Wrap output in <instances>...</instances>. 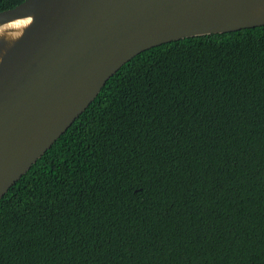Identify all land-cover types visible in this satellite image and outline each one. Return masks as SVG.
<instances>
[{"label": "trees", "instance_id": "trees-1", "mask_svg": "<svg viewBox=\"0 0 264 264\" xmlns=\"http://www.w3.org/2000/svg\"><path fill=\"white\" fill-rule=\"evenodd\" d=\"M0 264H264V25L124 63L0 198Z\"/></svg>", "mask_w": 264, "mask_h": 264}, {"label": "water", "instance_id": "water-1", "mask_svg": "<svg viewBox=\"0 0 264 264\" xmlns=\"http://www.w3.org/2000/svg\"><path fill=\"white\" fill-rule=\"evenodd\" d=\"M264 25V0H23L0 11V198L127 61Z\"/></svg>", "mask_w": 264, "mask_h": 264}]
</instances>
